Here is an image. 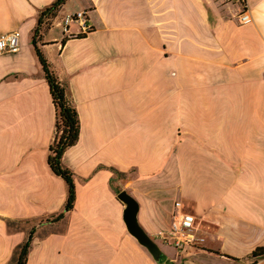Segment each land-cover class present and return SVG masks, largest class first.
Returning <instances> with one entry per match:
<instances>
[{"label":"crops","instance_id":"0c3cea01","mask_svg":"<svg viewBox=\"0 0 264 264\" xmlns=\"http://www.w3.org/2000/svg\"><path fill=\"white\" fill-rule=\"evenodd\" d=\"M54 1L0 0V36L21 32L0 55V264L33 228L26 264H264V0L246 24L221 0H67L58 15L86 10L94 29L39 43L80 122L57 221L68 185L48 163L56 109L32 42ZM123 190L160 260L128 231ZM176 201L204 238L180 252L158 237Z\"/></svg>","mask_w":264,"mask_h":264},{"label":"trees","instance_id":"16d2710c","mask_svg":"<svg viewBox=\"0 0 264 264\" xmlns=\"http://www.w3.org/2000/svg\"><path fill=\"white\" fill-rule=\"evenodd\" d=\"M67 0H55L49 6L40 11L38 23L33 33L32 42L35 47L36 53L42 64L45 77L48 81L52 99L56 109V125L57 135L54 143L51 145V153L48 157V163L52 171L61 176L68 185V197L65 203L64 210L53 217V221L62 219L65 213L72 210L76 200V184L73 172L67 168L62 161L65 151L74 145L80 134V122L78 112L67 96V89L58 78L51 63L48 61L42 52L39 43L42 37L51 28L52 22L58 16L60 9L64 6ZM65 39H63V42ZM35 228L30 231L26 241L22 243L16 252L15 264H26L28 253L33 241ZM251 257L254 262L257 259L264 257V246L257 247L252 253Z\"/></svg>","mask_w":264,"mask_h":264},{"label":"built area","instance_id":"2783aa9c","mask_svg":"<svg viewBox=\"0 0 264 264\" xmlns=\"http://www.w3.org/2000/svg\"><path fill=\"white\" fill-rule=\"evenodd\" d=\"M222 4L235 7L234 17L240 24L252 21L250 6L247 0H221ZM76 24L78 29L72 30V25ZM53 27L60 28L65 36L86 35L93 31L94 27L90 23L86 10L68 11L61 16H57L53 22ZM19 30H13L0 36V55L10 52H17L20 49ZM160 240L180 252L188 247H194L204 240L200 234L199 222L196 214L186 210L181 201H176L175 212L172 222L167 230L158 234Z\"/></svg>","mask_w":264,"mask_h":264},{"label":"water","instance_id":"95a60500","mask_svg":"<svg viewBox=\"0 0 264 264\" xmlns=\"http://www.w3.org/2000/svg\"><path fill=\"white\" fill-rule=\"evenodd\" d=\"M118 198L125 204L124 221L128 231L150 251L156 260H160L162 257L160 247L138 223L137 213L139 207L137 201L126 190L121 191Z\"/></svg>","mask_w":264,"mask_h":264},{"label":"rangeland","instance_id":"374dc122","mask_svg":"<svg viewBox=\"0 0 264 264\" xmlns=\"http://www.w3.org/2000/svg\"><path fill=\"white\" fill-rule=\"evenodd\" d=\"M74 3H75V5L77 4V3H76V0H70V1H69V5H74ZM75 10H76V9H75ZM51 29H52V28H51ZM58 32H59V28H58V27H53V29H52L50 35H51V36L56 35Z\"/></svg>","mask_w":264,"mask_h":264}]
</instances>
